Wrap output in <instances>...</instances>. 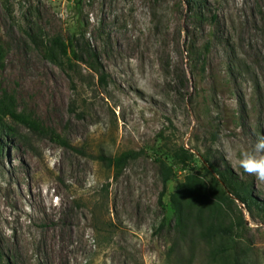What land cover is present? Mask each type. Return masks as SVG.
<instances>
[{"label":"rangeland","instance_id":"rangeland-1","mask_svg":"<svg viewBox=\"0 0 264 264\" xmlns=\"http://www.w3.org/2000/svg\"><path fill=\"white\" fill-rule=\"evenodd\" d=\"M209 1L222 43L208 26L193 31L181 0H0V106L46 133L10 117L13 131L0 129V264H221L203 245L171 256L170 195L187 173L208 176V153L264 203V182L236 164L264 137V0ZM57 39L83 61L63 71L46 60L35 42ZM195 42L211 45L193 61ZM176 146L195 155L186 170ZM126 152L138 155L118 177L98 160ZM161 163L175 174L162 198ZM237 206L236 251L264 264V223Z\"/></svg>","mask_w":264,"mask_h":264},{"label":"trees","instance_id":"trees-1","mask_svg":"<svg viewBox=\"0 0 264 264\" xmlns=\"http://www.w3.org/2000/svg\"><path fill=\"white\" fill-rule=\"evenodd\" d=\"M157 3L160 0H154ZM185 6L186 12L191 18V27L193 31L199 32L207 26L213 29V38L211 40L224 41L223 25L219 14L211 13L209 0H181ZM260 17L255 19V29L264 28V12L258 11ZM156 16V12H153ZM262 31V30H259ZM36 41L34 36H31ZM227 42V41H226ZM37 43L43 57L55 63L61 70L66 71V66L72 61L82 62L83 58L76 50L74 42H63L55 40L53 46H46L43 43ZM40 43V44H39ZM211 42H207L204 48L200 49L198 42L191 46L190 55L195 57H203L210 49ZM57 49V53H55ZM94 58L87 67L96 74L101 73V65L97 60V56L89 47L83 52ZM3 61V47L0 46V65ZM231 67L242 69V64L231 62ZM101 80L104 75L100 76ZM13 118L17 122L24 125L29 131L39 136H46V133L35 123L29 121L25 117L16 114L9 107L0 106V129L3 132L13 131L7 123L6 118ZM54 134H50L51 137ZM57 139V136H56ZM63 146L68 145L65 141H61ZM2 143L0 139V154L2 153ZM174 160L184 169L193 162L195 155L191 150L184 146L172 149ZM138 154L134 152H126L118 157L100 155L98 160L106 167L112 169L116 177L120 176L127 164L136 159ZM206 167L207 177L198 174L187 173L177 186L175 191L170 195L171 208L174 213V231L175 240L171 248V256L181 250H189L190 253L195 246H204V255L211 260L221 259V264H243L241 256L235 248V236L244 228L245 221L243 218H235L231 214V207L237 205L245 210L248 215L261 218L264 223V203L255 195L252 185L249 181L238 177L228 166L224 168L220 161H215L210 154L205 153L202 158ZM161 174L164 191L161 198L167 190V185L173 180L175 174L173 169L164 163H161ZM242 212V211H241ZM163 226V225H162ZM193 256V253L190 254ZM228 256V258H227ZM183 257V256H182ZM177 259L174 264H190V261H181ZM3 261L0 253V263Z\"/></svg>","mask_w":264,"mask_h":264},{"label":"clouds","instance_id":"clouds-1","mask_svg":"<svg viewBox=\"0 0 264 264\" xmlns=\"http://www.w3.org/2000/svg\"><path fill=\"white\" fill-rule=\"evenodd\" d=\"M236 164L249 176L264 182V137H260L251 150L240 153Z\"/></svg>","mask_w":264,"mask_h":264}]
</instances>
